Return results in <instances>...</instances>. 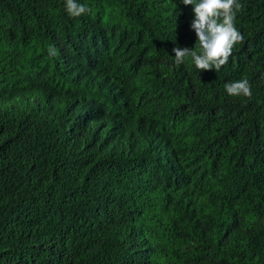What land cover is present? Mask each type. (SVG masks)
Returning <instances> with one entry per match:
<instances>
[{
    "label": "trees",
    "instance_id": "trees-1",
    "mask_svg": "<svg viewBox=\"0 0 264 264\" xmlns=\"http://www.w3.org/2000/svg\"><path fill=\"white\" fill-rule=\"evenodd\" d=\"M65 2L0 0V264H264V0L218 73L180 0Z\"/></svg>",
    "mask_w": 264,
    "mask_h": 264
},
{
    "label": "clouds",
    "instance_id": "clouds-1",
    "mask_svg": "<svg viewBox=\"0 0 264 264\" xmlns=\"http://www.w3.org/2000/svg\"><path fill=\"white\" fill-rule=\"evenodd\" d=\"M184 6H192L194 18L190 30L195 32L194 48L174 47V63L177 67L188 63L203 72H219L230 58H234V46L245 41L244 34L236 26L237 13L242 10L240 0H180ZM65 9L72 18L89 14L91 8L79 0H66ZM50 56L57 55L54 46H49ZM225 90L229 96L252 97V84L247 78L227 82Z\"/></svg>",
    "mask_w": 264,
    "mask_h": 264
}]
</instances>
